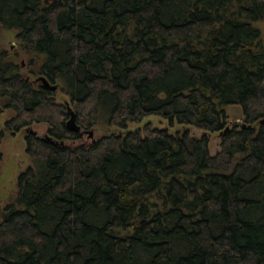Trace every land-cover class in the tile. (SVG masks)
Listing matches in <instances>:
<instances>
[{"label": "trees", "instance_id": "1", "mask_svg": "<svg viewBox=\"0 0 264 264\" xmlns=\"http://www.w3.org/2000/svg\"><path fill=\"white\" fill-rule=\"evenodd\" d=\"M260 23L264 0H0L19 46L0 45V161L22 131L30 158L0 207V264H264ZM151 116L187 129H129Z\"/></svg>", "mask_w": 264, "mask_h": 264}, {"label": "rangeland", "instance_id": "2", "mask_svg": "<svg viewBox=\"0 0 264 264\" xmlns=\"http://www.w3.org/2000/svg\"><path fill=\"white\" fill-rule=\"evenodd\" d=\"M259 26L264 28V23H260ZM0 45L4 49L9 51L12 55L18 53L19 46L17 40V32L0 30ZM17 61L20 63L23 73L26 77L31 78L34 81L38 79V77H35L30 73V61L27 56H25V54H22L21 57L17 59ZM55 98L58 103L65 105L66 107H68L69 110H71V108L69 107V98L67 96L58 92ZM0 107L2 108L1 105ZM227 113L229 116L228 129H232L234 126L244 125V116L240 107H229ZM7 118L8 112L4 110L2 111L0 109L1 128H3ZM70 119L67 121V125ZM147 125L157 128L168 129L172 133L183 132L187 129L179 127L177 125L171 128L169 127L168 121L158 116L148 117L140 124H131L129 126V129H143ZM32 129L41 137H44L47 134L46 125H36ZM188 129L192 136L201 137L203 134H205V132L198 129ZM90 132L93 133L92 136ZM108 132H116V128L103 127L82 131L83 140L86 143H91L95 139L107 134ZM207 136L210 139V152L212 155H215L220 150V134H207ZM1 151L3 153V159L2 161H0V207H4L6 204L16 199L18 191V176L21 171H23L30 165V158L26 154L25 131H22L16 134L15 136L7 134L6 138L3 140Z\"/></svg>", "mask_w": 264, "mask_h": 264}, {"label": "water", "instance_id": "3", "mask_svg": "<svg viewBox=\"0 0 264 264\" xmlns=\"http://www.w3.org/2000/svg\"><path fill=\"white\" fill-rule=\"evenodd\" d=\"M37 81L42 82V84H43L46 88L50 89L51 91H57V90H58V86H57V85H51V84L48 82V80H46L44 77H40V78H38ZM70 114H71V119H70V121H69V123H68L67 126H68V128H69L70 130L75 131V132H79V131H80V127L76 125V115H75L74 112H71V111H70ZM262 123H264V121H262ZM90 134H91V136L93 135L92 132H90ZM48 139L51 140V138H48Z\"/></svg>", "mask_w": 264, "mask_h": 264}]
</instances>
